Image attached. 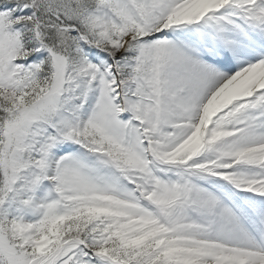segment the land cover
Masks as SVG:
<instances>
[{
	"label": "snow or ice",
	"instance_id": "obj_1",
	"mask_svg": "<svg viewBox=\"0 0 264 264\" xmlns=\"http://www.w3.org/2000/svg\"><path fill=\"white\" fill-rule=\"evenodd\" d=\"M0 264H264V0H0Z\"/></svg>",
	"mask_w": 264,
	"mask_h": 264
}]
</instances>
